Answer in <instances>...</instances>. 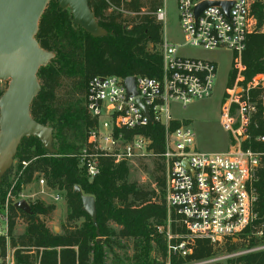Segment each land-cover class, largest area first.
I'll list each match as a JSON object with an SVG mask.
<instances>
[{"label":"built area","instance_id":"obj_1","mask_svg":"<svg viewBox=\"0 0 264 264\" xmlns=\"http://www.w3.org/2000/svg\"><path fill=\"white\" fill-rule=\"evenodd\" d=\"M164 2L160 0L149 13L161 25L166 19ZM175 2L183 44L162 37L158 77L90 78L84 109L92 126L86 132L83 148L71 156L89 180L100 174L106 161L127 165L141 159H158L165 177L167 216L175 231L167 236L165 264H171L173 258L182 261L180 264H241L236 259L264 252V222L255 211L256 185L264 178V74L242 85L246 71L242 56L248 37L264 34V24L259 25L255 14L257 4L264 13V0ZM203 2L232 5L227 15L219 6H208L196 15V7ZM183 47L224 50L232 56L231 69L237 72L232 87L228 80L219 105V125L227 137L221 152L200 151L190 124L172 116L173 105L185 109L195 101L210 98L217 75L214 62L184 57L180 54ZM129 78L133 92L126 83ZM150 124L163 131L159 152L154 150L153 140L142 133ZM21 164L24 171L27 163ZM22 174L11 180L0 204V264H23L22 257H28L31 264H40L41 260L40 256L34 257L41 248L21 246L9 232V208L24 199L23 186H18ZM39 184L43 185L44 180L40 179ZM252 239L256 243L250 246ZM198 241L208 244L211 256L187 261ZM231 245L236 249L227 251Z\"/></svg>","mask_w":264,"mask_h":264},{"label":"trees","instance_id":"obj_2","mask_svg":"<svg viewBox=\"0 0 264 264\" xmlns=\"http://www.w3.org/2000/svg\"><path fill=\"white\" fill-rule=\"evenodd\" d=\"M87 1L98 25L106 31L104 37H91L75 26L70 11L60 9L57 0L50 1L39 20L35 39L42 49L53 52L54 58L38 71L41 90L31 104L30 114L37 123L53 129L56 153L46 151L37 138L27 137L20 141L15 158L18 162H29L28 169L31 171L42 172L48 187L65 191L67 221L77 215L89 219L81 210V197L92 196L96 205L99 235H96L92 222L90 227H67L62 235H53L45 221L40 219H48L53 207L41 203L30 205V214L11 206L9 232L12 233L15 226L14 219L22 216L27 225L25 235L17 243L21 246L52 249L43 253L41 264H105L102 247L110 244L107 238L110 232L108 223L112 222L119 228L117 237L133 240V264H158L150 258L149 252L150 243L153 242L161 258L165 257V244L153 230V226H160L166 221L164 197L153 201L155 193H149L135 183H128L129 171L125 164L113 165L106 161L100 174L89 180L71 155L77 154L80 147L76 143L83 144L92 122L84 108L77 109L71 103L58 104L56 91L62 79L74 80L75 91L84 97L87 82L94 76L158 77L161 56L156 46L161 43L162 26L149 13L155 10L160 0ZM256 6L258 23L263 25L264 13L259 4ZM243 63L246 71L242 85L264 74V34L248 37ZM142 133L153 140L155 151L162 150V128L150 124ZM160 166L158 168H161L164 178L162 186L165 188L164 171ZM7 173L0 182V204L3 203L10 183ZM29 179L30 175L26 182ZM76 186L81 193L74 192ZM256 188L258 202L255 211L260 221L264 222V178L260 179ZM99 236L105 238L103 243L96 242ZM250 243L252 246L256 240L252 239ZM12 245H15L14 240ZM234 249L236 245H231L227 251ZM211 254L212 249L208 244L198 241L187 261L205 259ZM22 258L23 264H31L28 257ZM236 262L264 264V252L248 254L236 259ZM180 263L182 261L177 262L174 258L171 262Z\"/></svg>","mask_w":264,"mask_h":264},{"label":"rangeland","instance_id":"obj_3","mask_svg":"<svg viewBox=\"0 0 264 264\" xmlns=\"http://www.w3.org/2000/svg\"><path fill=\"white\" fill-rule=\"evenodd\" d=\"M164 8L166 11V19L163 22L161 30V38L164 37L168 41L175 44H183L182 34L179 28L178 11L175 0H165ZM152 46V45H151ZM150 46V47H151ZM153 48V46H152ZM158 50V45L156 46ZM155 50V49H154ZM180 54L184 57L198 58L203 60L212 61L217 67V75L214 82V91L210 98L201 101H195L183 109L179 105L172 106V116L178 121H182L190 124L195 132L196 143L198 149L203 152L214 153L224 150L227 144V137L221 130L219 125V105L222 94L226 89L227 82L229 80V87L233 86L234 75L237 70L233 67L231 69L232 56L230 52L224 50H216L213 52L204 51L202 49L183 47ZM243 62V56H242ZM38 77V74H37ZM233 77V80L231 79ZM38 81L40 83L39 77ZM74 80L62 79L57 91L56 99L60 105L74 104L78 108H84V97L74 89ZM8 82H0V95L6 90ZM41 84V83H40ZM49 127V126H48ZM55 132V131H54ZM85 142V141H84ZM83 144L76 143L80 149L83 148ZM53 148L55 146L53 144ZM77 152V153H78ZM27 166L23 171L21 162H18L16 158L13 160V164L8 171V179L10 183L6 193L11 185V180L20 176L19 184L23 186L24 199L29 207L36 203H41L45 206L53 207L51 216L48 219L40 217L45 221L46 226L50 229L53 235H62L63 230L67 227L72 229H81L82 227H90L91 220L84 216H73L70 221H67L68 210L66 207L65 191L57 190L48 187L46 178L42 172L31 171L28 169L29 162H26ZM160 162L156 158L136 160L133 163L127 164L129 171L127 182L135 183L138 187L144 189L149 193H155L153 201L158 198H162L165 195V188L162 186L163 172L158 166ZM161 167V166H160ZM30 175L29 181L26 182L27 176ZM43 179L44 184L40 185L39 180ZM6 196V194H5ZM56 197L59 199L57 200ZM5 199V197H4ZM4 201V200H3ZM15 226L12 231V236L15 239H20L25 235V229L27 222L22 216L15 218ZM110 232L108 240L110 244L103 245V256L105 264H133V256L135 254L134 243L131 239H121L117 237L119 228L112 222L108 223ZM154 234L159 236L162 242L165 244V257L162 259L160 252L156 248L153 242L150 243L149 256L158 264H165L168 262L167 245L168 234L174 235L175 231L173 226L168 220L160 226H153ZM99 242L103 243V237H100ZM175 238H172L171 242H174ZM97 242V239H96ZM41 248L42 250L36 251V257H41L40 264L42 263V255L45 251H51V248ZM76 250V247L74 248ZM57 251L59 249H56ZM91 261V259H90Z\"/></svg>","mask_w":264,"mask_h":264},{"label":"water","instance_id":"obj_4","mask_svg":"<svg viewBox=\"0 0 264 264\" xmlns=\"http://www.w3.org/2000/svg\"><path fill=\"white\" fill-rule=\"evenodd\" d=\"M51 0H0V82H8L0 97V182L13 164L17 148L22 139L37 138L42 147L51 154L53 129L37 123L30 114V107L41 90L38 71L54 58V53L42 49L35 39L38 23ZM60 9L70 11L72 22L94 38L104 37L106 31L100 27L87 0H57ZM231 2H203L195 14L208 6H219L225 15ZM127 86L133 92L131 79ZM75 193H81L74 187ZM82 212L91 219L98 236L97 213L92 196L82 195ZM15 208L31 213L29 205L21 200ZM100 238L97 237V243Z\"/></svg>","mask_w":264,"mask_h":264}]
</instances>
